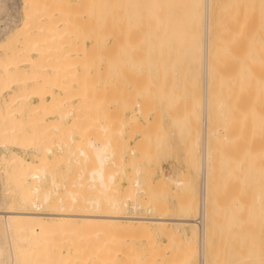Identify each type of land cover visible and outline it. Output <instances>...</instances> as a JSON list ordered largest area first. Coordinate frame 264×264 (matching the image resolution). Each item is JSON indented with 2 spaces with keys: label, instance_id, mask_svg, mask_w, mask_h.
<instances>
[{
  "label": "bare ground",
  "instance_id": "bare-ground-1",
  "mask_svg": "<svg viewBox=\"0 0 264 264\" xmlns=\"http://www.w3.org/2000/svg\"><path fill=\"white\" fill-rule=\"evenodd\" d=\"M2 4L3 2L0 0V11L3 8ZM213 4L214 1L212 2V0H21L19 9L24 13V16L17 20L18 23L15 22L17 24L13 29H9L11 28L9 27L8 30H4L6 26H2V30H0V160L8 168L7 184L2 187L4 192L1 190L3 192L1 193L0 191V264H90L91 252H87L92 248L86 245L85 241L89 238H94L97 241L98 238L101 239L102 237L108 240L106 243H108L107 250L109 252L103 250L108 257L105 259H110L112 255L110 250L112 251L114 247L112 242L120 234L129 238L126 244L130 242L128 246H124L125 249L122 247L124 251L122 248V251L117 248L118 251L124 252L122 257L124 264H162L160 259L158 263L160 253L157 243L154 245L153 241L154 236L158 233L165 234L169 240L184 238L178 251L174 253V256L165 260L167 262L164 264H209L211 250L207 249L208 243L206 245L208 233H206V205L203 207L204 220L201 228L193 220L194 217L190 213V210H195L197 204L188 199L183 205V212L177 215L159 212L162 206L155 199H149L146 202L147 205L144 206L138 199L139 194L145 193L141 184L139 165L134 167L133 189H127L126 185L127 191L125 192L123 187L124 192L122 191L123 194H121V177H127L123 155L126 147L122 146V138L127 131L125 128L128 122L127 119H120L122 113H118L116 123L114 126L112 125L113 130L108 122L106 124L97 121L98 133L90 135L88 128L92 126L97 116V107L93 106V104H97L93 103L95 101H93L95 94L93 82L95 81L92 79L94 77L92 73L89 75L85 70L82 71L83 73L80 71L86 67L82 66V60L86 57V53L83 51L84 43L82 44L84 41L82 40L87 38L82 39L85 36L83 32H90L89 36L92 35L93 37L99 34L97 32L102 26V31H104H99V37L95 36L99 39L98 43H101L106 36L111 35L112 37L117 33V31L114 33L113 30L114 35L110 32L105 35L104 33L107 31L104 28H113L118 32L125 30L126 32L128 20L131 17L132 21L129 24H134V26L131 25L132 27H136L135 25L140 27L142 24V29L149 27L151 16H155L153 19L161 17L162 20L164 18L163 22H159L164 23L165 27L162 24L161 26L165 30L168 22H172L174 16L177 19L180 18L179 16L185 15L189 28L187 39L188 43L192 45L190 59L194 60L197 66H201L200 71H195V74H200L202 78V97L200 96L199 105L202 112L200 120L202 125L201 159L198 166L199 174L204 176L207 204L208 173L209 169L210 171L212 169L209 167L208 137L213 134L215 137V133L211 132L208 127L210 101V93L208 94L210 87L208 88V86H210L209 78L212 76L210 73V64H212L210 61V59L212 60V56L210 57V34L211 27L213 28L211 24V13H213L211 7ZM148 12L150 15L152 14L150 19L147 18ZM154 12L156 13L154 14ZM140 14L149 19L148 24L142 23L145 21L140 19ZM168 16L169 18L172 16V19L168 20ZM133 17L139 19H133ZM182 17L181 19L184 21ZM137 20L142 21L140 25ZM154 21L156 23L152 21L153 23L150 25H159L160 29L158 26L155 29L158 28L162 32L163 29L157 23L158 21ZM171 22L170 24L173 25L174 23ZM172 25H170L171 28ZM176 25L173 27H176L175 33L177 35L173 33L174 36L172 39L170 38L169 42L173 40V43L178 44L174 39L181 34L179 30L181 26ZM180 25H182L181 21ZM129 30L131 29L129 28ZM157 31V36H159L160 33ZM173 31L172 29L171 32ZM74 32H80L78 33L81 35L80 37L76 33L72 36L75 39L78 37L82 39L81 43H78V45L82 44V47L79 45L74 48L73 44H70L68 37ZM121 32L119 34H122ZM131 32L133 33V28ZM131 32L130 35H132ZM140 32L142 35V30ZM149 33L150 30L146 31L145 35H149ZM126 34L129 33L126 32ZM126 34L124 33V37L119 35L124 39V42L118 37V34L114 39L112 37V40L116 42L114 41L115 38H119L118 43H121L123 48H126L125 45H127L129 49L132 47L128 45L130 43L135 44L136 41L131 38L132 40L130 39L131 41L129 40L128 43L127 38L131 36ZM173 34L171 33V36ZM75 35L78 36L75 37ZM145 35L146 38L148 35ZM164 35L166 34L164 33ZM101 36H105V38L102 39ZM140 37H137V41ZM144 37L141 38V45L146 43ZM96 38L92 39L95 40ZM156 38L158 39V37ZM157 39L154 46L157 44ZM153 40L155 41L154 38ZM160 42L161 40L158 41L159 45L163 44ZM122 43L126 44L122 45ZM115 44L113 45L115 48L120 46L119 44L115 46ZM93 45L92 48L94 49ZM159 45L156 46L159 47ZM163 45L161 46L163 47ZM80 47L81 50L83 49L82 52L78 49ZM135 47L133 49H136ZM89 49L92 50L91 52L95 50L89 47L86 49V52L89 51V56L85 60L87 62L89 59L88 63L93 56ZM168 49L169 46L167 45L166 50ZM119 50L120 48L117 51ZM78 62L83 68H79L77 75L75 63ZM40 66L42 67L40 68ZM119 69L120 73L122 68ZM123 70L125 72V68ZM41 73L44 76H41ZM38 77L42 78L41 84L37 82ZM52 85H56L61 93L55 94L52 91L54 89L51 87ZM46 86H50L49 92L46 88L43 89ZM75 86L77 89H74ZM40 89L45 91V94ZM12 90L14 93L9 95L7 100L3 98L6 93ZM200 98L197 99L200 100ZM32 99H35L36 102H31ZM196 103L199 102L196 100ZM196 103H192V105L194 104L192 108H194L191 111L198 108L195 107ZM97 106L100 105L97 104ZM121 110H123V106ZM134 111L136 115L142 113L139 103L135 104ZM46 115L55 117V120L49 123L47 121L44 124V116ZM114 118L113 120H115ZM81 126L82 131L79 129ZM76 130L81 132L83 136V143L81 141L82 144L80 143L81 145L78 146L77 150L73 148V145L78 141L80 142L82 137L78 134L81 138L75 140ZM18 151L28 154L26 155L28 158L23 157V154L20 155ZM61 162L65 164L63 168L58 167ZM185 181H176V183L183 185ZM197 210H199V203ZM170 225L180 226L170 227ZM194 226L197 227V247L195 245L197 236L195 237ZM64 227L67 229L68 236L75 235L77 239H80L77 241L78 243L85 240L84 242L81 241L83 245H80L81 243L73 245L70 242L72 248H67V253L65 251L52 253V251V255H49L48 250L51 249L46 247V243L50 241L48 238L56 236V231H61ZM187 227L191 230L189 232L191 233L190 237L187 236L189 233L187 235L185 233ZM79 235L87 239L80 238ZM120 236L118 237L121 238ZM92 239L87 242L96 245L97 243L92 242L95 241ZM142 240L146 241L147 246L142 248L141 245V248H137L136 242ZM102 243L104 244V242ZM78 246H83V249H86L83 250ZM74 248L77 251L71 250ZM99 248L94 247L97 251ZM196 248L197 260L195 259ZM82 250H86V252H82ZM103 251H99V256H105ZM82 253L86 257L85 261L81 260ZM94 254L98 253L95 251ZM96 256L98 257V255ZM87 258H90L89 263L86 261ZM101 259L102 261L105 260ZM97 260L91 261V264H99ZM110 261L107 260V264H114V261L111 263Z\"/></svg>",
  "mask_w": 264,
  "mask_h": 264
},
{
  "label": "rangeland",
  "instance_id": "rangeland-1",
  "mask_svg": "<svg viewBox=\"0 0 264 264\" xmlns=\"http://www.w3.org/2000/svg\"><path fill=\"white\" fill-rule=\"evenodd\" d=\"M213 1L214 4L211 7L213 10L211 11L213 12L211 13V24L213 28L211 27L212 31L210 34V57L212 56V60L210 59L212 61V64H210V73H212V76L209 78L210 86H208V88L210 87V91L208 90V94L210 93L208 127L211 132L215 133V137L214 134L208 137L210 154L209 167H212L211 171L209 169L210 175L208 173L209 182L207 184L208 195L206 204V233L208 232L206 236V245L208 243V248L207 246L206 248L211 250V253H208L210 255L209 264H264V0H239V8L241 5H245V3L248 6L247 14L242 17L239 16V18L236 15V0ZM2 2L4 5L2 4L3 8L0 11V30H2V26H6L4 30H8L9 27H11L9 29H13L18 23L17 20L21 16H24V13L19 9L21 0H2ZM148 14L147 18L152 15H150V12ZM154 17L151 16V19ZM174 17L173 19L171 18L174 23L173 25L177 24L176 26H178L179 24L181 26V28L179 27L181 34L177 31L179 34L177 37L175 33L176 27L174 28L170 24L171 21L168 23L172 25V28L166 23L168 26L164 30V23L159 22L164 18L162 20L160 19L161 17H158L159 19H153L152 21H158L157 23L160 26L162 24L163 27L161 26V29L163 30L160 32L159 25H150L153 23L150 18L151 23L148 24L149 19L142 17L141 14L140 19L142 18V21H147L146 23L141 22L144 25H149L148 28L142 29L141 22L137 20V22H140L138 24H141L140 27L143 36L138 25L132 27L134 24H131L132 26L129 24L132 21V17L128 20V26L130 25L129 28L131 30L133 28V33L129 30L128 26L126 32L129 34H126L125 30L122 32L119 31L123 35L119 34L118 30L113 28H104L107 31L104 33L105 35L107 33L109 34V32L111 34L117 31L115 35L114 33L112 34L114 35L112 36L113 39L117 34L118 37H120L119 35L124 37V33L131 36H128L129 38L126 37L128 39L127 42L132 38L136 43H130L132 46L130 44L128 45L132 47L129 48L132 49L130 51L127 45H125L126 48H123L124 46L122 47L120 45L121 43H118L119 38L116 37L117 39L115 38L114 40L116 42H113L111 35L106 36V38L105 36L102 37V35L101 37L102 39L105 38V41H101L102 45L98 43L99 39L96 37L100 36L102 26L100 28L101 30L99 29L97 32L99 34L95 35L96 37L89 36L90 32H83L85 36L82 39L87 38L82 40L79 38L81 35L78 33L80 32H74L70 34L68 37L70 40H68L70 44H73L74 48H77L79 45L81 46L83 43L84 46L86 44L85 47L82 45L84 49L82 50L86 53L87 58L89 51L86 52V49L88 47L93 49L92 43H95L93 45L95 50L93 49L94 51L91 52L92 50L89 49L93 55H90L92 56V60L90 59L89 61L90 63H88L89 59L87 62L85 61L87 59L86 57L82 60V66H86L85 68L80 65L81 63H75L77 65L75 68L77 75L80 70L79 68L82 67L83 70L81 69L80 73H83L82 71L85 70L86 73L89 75L92 73L94 76H91L95 81H92L95 86L93 101L95 100L97 102L94 101L93 103H97L100 106L93 104V106L97 107V116L92 126L89 127L90 129L88 128L90 135L92 133L93 135L94 133L95 135L98 133V126L96 125L98 122L109 123L108 125L113 130V126L117 120L116 118L119 116H117L118 113H122L119 117L120 119H127L128 124L125 128L127 131H125L126 135L124 133V137L122 138V146L124 148L126 147L123 155L126 164V176L128 178H125V176L121 177V194L124 191L126 192L127 189H133L132 179L134 167L139 165L141 168V184L145 193L139 194L138 199L144 206L147 205L146 202L149 199H155L162 206L159 212L177 215L183 212V205L188 199L197 204V207L193 210L194 212L190 210L192 217H195L198 212L200 177L198 165L201 159L200 137L202 133L200 121L202 112L199 106L201 101L200 96L202 95V78L200 74L196 75L195 71H200L201 66H197L194 60L190 59L192 45L188 43L187 39L189 28L185 15L183 17L179 16L180 18L177 19ZM181 17L184 18V21H182ZM135 18L137 19L138 17ZM135 18L133 17V19ZM170 18L168 20H171ZM180 21L182 25H180ZM134 23L136 24V22ZM157 26L159 28H157L160 33L159 36L156 33L157 29H155ZM147 29L150 30V33H153L154 30L156 31L153 33L154 35L150 33L149 35H145V32L148 31ZM172 29L174 30L173 32H171ZM184 32H186L184 34L186 36L183 35ZM75 33L79 35V39L73 37ZM171 33L176 34L174 40L178 44L173 43V40L169 42L174 36V34L171 36ZM78 35H75V37ZM139 35L142 37L148 35V38H143L146 39L147 44L144 40V44L141 45L140 41H142V37ZM169 35L171 37H168ZM154 36L158 37V39ZM183 36L185 39H183ZM137 37H140L141 40L139 39L137 41ZM92 38H96L95 40L97 41L95 42ZM120 39L124 42L122 37ZM156 39L157 44L155 46H158V41L161 40L163 44L165 43L163 45L160 42L164 49H162L163 47L161 45L159 47L154 46ZM81 40L84 42L78 45L79 42L81 43ZM148 41L151 43L149 44ZM114 43L120 46H116L115 44V48L113 47ZM124 44L122 43V45ZM167 45L169 46L168 50H166ZM81 47L78 48L80 52H82ZM118 47L120 48L119 51H117L119 49ZM133 47L136 49H133ZM124 51L127 53H124ZM94 56L96 57L94 58ZM80 57L83 58L81 55ZM132 62H135V64H132ZM118 68H122L120 73ZM124 68L125 72L123 70ZM41 76H44L43 73H41ZM41 79L38 77L37 82L40 83ZM49 87L42 88H46L49 92ZM51 87L54 88L52 91L55 94L61 93L56 85H52ZM14 91L18 92L19 90ZM42 92L45 94V91ZM13 93L12 90L6 93L4 95L6 97L3 96V98L7 100L8 96ZM116 95L118 96L116 97ZM197 98H200V100ZM196 100L199 102L198 104ZM31 102H36V100L32 99ZM193 102L196 103L195 107H198V110L194 109L195 111H191L194 108H192L194 105H192ZM136 103L140 104L142 111V113L137 115L134 113ZM122 106L123 110H121ZM130 116L132 117L130 118ZM44 117V124L47 121L49 123L55 120L53 116L46 115ZM128 117L133 121H130ZM79 129L82 131V126ZM78 134L82 139H80L81 137ZM75 138L76 141L80 139V142L78 141L73 145V148L77 150L78 146L83 143L82 133L76 130ZM18 152L20 155L23 154V157L28 158L26 156L28 154L25 152ZM5 165L0 160V191L2 190L3 192L4 189L2 187L7 184L6 174L8 168ZM64 166L65 164L63 162L58 164L59 168H63ZM183 180H186L184 182L185 185H178L176 183V181L182 182ZM125 186L127 189H125ZM2 191L1 193H3ZM174 226L180 225H170V227ZM195 226L194 231L196 232V237L197 227ZM189 230L188 227L185 229L186 235L191 232ZM56 232V236L51 234L53 236L52 238L50 236L51 239L48 238L49 236L47 237L48 241H51L46 243V247L48 246L47 249H51L48 250L49 255H52L54 252L63 253L65 251L67 253V248H72L70 242L73 245L79 243L83 245L82 242L85 241L81 240L82 242L79 241L78 243L77 241L80 239H77L75 235L68 236L65 227L61 231L57 230ZM110 233L112 234V231ZM158 234L154 236L153 241L154 245L157 243L160 253L158 263L161 260V263L164 264L167 262L165 260L174 256V253L178 251L184 238L180 237V240H169L165 234ZM190 234L187 236L190 237ZM120 235H117L115 239L112 236L114 239L112 244L116 248L112 246L114 249L112 248V251L110 250L112 254L110 257L111 261L110 259H105L107 253L104 251H108L107 239L100 236L103 239L98 238L101 240L100 244H98L100 240L97 238V241L94 238L95 241H92V238L86 240L85 244L92 248L89 251L87 249V253L91 252L90 255L92 258L90 264L91 261L94 262L98 258H100V261L97 260L99 264L102 261L101 258L103 260L105 259L102 261L103 264H107V260L110 263L114 261V264H124V259L122 258L124 252H120L118 249L122 251L123 248L125 249L124 246H128L130 242L126 244L129 238L124 234ZM79 236L83 238L81 235ZM105 237L107 238V236ZM84 238L87 239L86 237ZM90 239L97 244L93 245V243L87 242ZM197 240L198 236L195 239L196 247L198 245ZM97 245L101 247L99 248ZM141 245L142 248L146 247V241L136 242L135 246L141 248ZM94 247L96 249L99 248V251L105 249L103 251L105 256H99L100 252L94 249ZM75 248L71 250L81 251ZM80 248L83 249V246ZM83 250L82 252H86V250ZM95 251L98 254H94ZM115 253L116 255H114ZM120 253L122 254L120 255ZM96 257L97 259H95ZM85 258L83 256L81 260L85 261ZM89 259H86L88 263Z\"/></svg>",
  "mask_w": 264,
  "mask_h": 264
},
{
  "label": "built area",
  "instance_id": "built-area-1",
  "mask_svg": "<svg viewBox=\"0 0 264 264\" xmlns=\"http://www.w3.org/2000/svg\"><path fill=\"white\" fill-rule=\"evenodd\" d=\"M198 203H199V210L196 216L193 218V220L201 228L204 220L203 207L204 205H206V192H205L203 174L200 175V179H199Z\"/></svg>",
  "mask_w": 264,
  "mask_h": 264
},
{
  "label": "crops",
  "instance_id": "crops-1",
  "mask_svg": "<svg viewBox=\"0 0 264 264\" xmlns=\"http://www.w3.org/2000/svg\"><path fill=\"white\" fill-rule=\"evenodd\" d=\"M239 0H236V15L240 17L244 16L245 14H247V11H248V6H247V3H245V5H241L240 8H239ZM239 11H240V14H239ZM247 82V81H246Z\"/></svg>",
  "mask_w": 264,
  "mask_h": 264
}]
</instances>
